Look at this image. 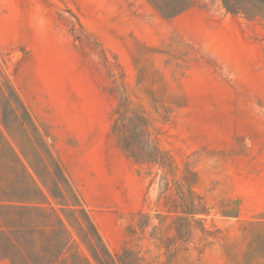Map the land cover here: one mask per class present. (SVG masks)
Segmentation results:
<instances>
[{
  "label": "rangeland",
  "instance_id": "1",
  "mask_svg": "<svg viewBox=\"0 0 264 264\" xmlns=\"http://www.w3.org/2000/svg\"><path fill=\"white\" fill-rule=\"evenodd\" d=\"M0 69L38 131L10 99L8 147L45 193L51 152L117 264H264V0H0ZM122 101L158 162L112 132Z\"/></svg>",
  "mask_w": 264,
  "mask_h": 264
},
{
  "label": "trees",
  "instance_id": "2",
  "mask_svg": "<svg viewBox=\"0 0 264 264\" xmlns=\"http://www.w3.org/2000/svg\"><path fill=\"white\" fill-rule=\"evenodd\" d=\"M0 75V114L3 120L10 99H14L26 113V118L22 117V120H27L37 134L24 104L1 69ZM116 114L112 132L122 133L123 149L136 161L158 162L161 155L156 142L150 139V122L145 113L132 109L129 103L122 101ZM3 145L11 152L21 171L15 175L12 191L5 197L10 204L3 216L7 232H0V257L8 260L9 264H117L115 255L109 252L85 210L79 193L73 188L60 162L52 159L51 152L45 149L51 160L49 170L46 165L43 169L32 168L38 178H42L44 171H49V185L41 183L47 188L45 193L8 147L0 132V159L4 157ZM26 179L32 183V191L28 190ZM51 203L56 209L50 207ZM72 231L80 238L89 258L81 254Z\"/></svg>",
  "mask_w": 264,
  "mask_h": 264
}]
</instances>
